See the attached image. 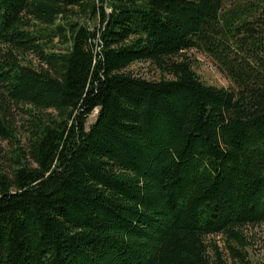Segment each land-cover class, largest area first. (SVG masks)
<instances>
[{
	"label": "trees",
	"instance_id": "16d2710c",
	"mask_svg": "<svg viewBox=\"0 0 264 264\" xmlns=\"http://www.w3.org/2000/svg\"><path fill=\"white\" fill-rule=\"evenodd\" d=\"M258 225L264 0H0V264H226Z\"/></svg>",
	"mask_w": 264,
	"mask_h": 264
},
{
	"label": "rangeland",
	"instance_id": "374dc122",
	"mask_svg": "<svg viewBox=\"0 0 264 264\" xmlns=\"http://www.w3.org/2000/svg\"><path fill=\"white\" fill-rule=\"evenodd\" d=\"M94 24H91V27ZM56 43V42H54ZM55 45V44H54ZM55 49L64 50L63 46H55ZM190 59L194 72L198 75L199 79L206 85L223 87L226 89L232 88L231 82L220 72L215 62L207 55L195 50H190L182 54ZM22 65H29L38 67V60L32 55H24L21 57ZM127 72L137 77H142L151 81H158L160 79H170V76L161 75L148 62H137L130 65ZM97 112L94 111L86 120V130L94 122ZM19 124L20 118H15ZM20 137V136H19ZM23 141V137H20ZM243 238L245 246H240L237 243L231 242L230 245L234 247L240 254L239 257L232 258L230 251L227 249L226 242L221 236H209L206 241L212 247L216 246L217 249L223 254L226 264H264V225L247 226L243 229Z\"/></svg>",
	"mask_w": 264,
	"mask_h": 264
},
{
	"label": "built area",
	"instance_id": "2783aa9c",
	"mask_svg": "<svg viewBox=\"0 0 264 264\" xmlns=\"http://www.w3.org/2000/svg\"><path fill=\"white\" fill-rule=\"evenodd\" d=\"M97 112V110H95Z\"/></svg>",
	"mask_w": 264,
	"mask_h": 264
}]
</instances>
